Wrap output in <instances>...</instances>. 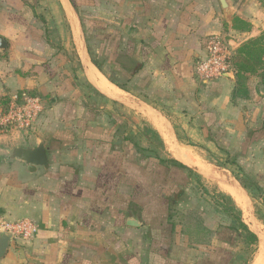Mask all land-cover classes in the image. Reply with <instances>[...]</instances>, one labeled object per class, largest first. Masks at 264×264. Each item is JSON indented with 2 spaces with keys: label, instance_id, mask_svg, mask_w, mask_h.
I'll return each instance as SVG.
<instances>
[{
  "label": "crops",
  "instance_id": "crops-1",
  "mask_svg": "<svg viewBox=\"0 0 264 264\" xmlns=\"http://www.w3.org/2000/svg\"><path fill=\"white\" fill-rule=\"evenodd\" d=\"M95 1L83 6L95 9L102 24H112L107 49L115 56L113 66L121 65L117 59L123 55L128 56L127 68L139 67L129 92L109 82L91 63L84 26L71 0H0V38L7 45L0 51V98L38 92L44 105L31 134H22L28 143L8 147L35 145L40 139L48 157L46 171L27 174L21 163L5 161L8 147H3L0 220H30L38 231L30 241L11 239L0 264H229L231 253H218L231 249L228 242L205 220L210 212L227 217L211 200L225 197L223 193L205 198L206 208L198 204L186 211L167 199L162 186L147 197L138 194L139 184H148L151 177L137 176L140 154L121 139L122 123L129 122L125 137L137 146V136L147 141L145 150L138 146L148 156L138 158L142 165L150 154L157 163L155 154L172 158L161 149H167L168 136L182 160L177 162L191 172L197 167L184 161L179 151L192 149L189 145L199 140L213 144L207 134L214 126L225 135L226 153L240 152L241 158L231 161L255 178L257 188L264 186V94L255 91L259 78L248 81L249 99H241L233 97L234 74L203 84L195 81L192 71L209 36H227L235 51L258 38L264 32L262 5L230 0L226 14L220 0ZM100 33L108 39L105 25ZM89 66L121 95L99 90L88 77ZM80 72L93 92L85 95L76 89ZM137 88L150 95L142 105L158 118V127L151 131L137 123L133 102L120 101L124 95L135 96ZM169 203L180 213L196 212L212 233L210 242L190 243L180 226H168ZM128 219L139 226L127 225Z\"/></svg>",
  "mask_w": 264,
  "mask_h": 264
},
{
  "label": "rangeland",
  "instance_id": "rangeland-1",
  "mask_svg": "<svg viewBox=\"0 0 264 264\" xmlns=\"http://www.w3.org/2000/svg\"><path fill=\"white\" fill-rule=\"evenodd\" d=\"M251 1L259 2L262 5V10H264V0H248V2ZM91 2L95 3L96 1L71 0L72 6L77 10L81 22L84 26V36L86 40L85 46L87 50L91 52L93 58L103 66L104 72L106 74H108L111 78L113 77L114 79H117L118 82L124 83L126 81V78L129 76V73H126V70L124 71V69H122L121 67H129L128 56L121 55L120 60L119 58L117 59V62L121 63V65L113 66V60L115 59V56L113 55L111 48L107 49V46L109 44L111 45L112 43V24H102V22L96 17L97 13L95 9L86 10V7L83 5L86 3L91 4ZM103 25L106 26V33H108L106 35L108 39L104 40L102 39L103 34L100 33V30L102 29ZM242 77H244V84L242 89L241 86H239V98L249 99L247 84L249 80H252V77L259 78V82L255 83V85L257 84L255 86L256 94L259 96L264 94L261 93V91L259 90L260 87H264L263 70L258 69L256 72L244 74L242 75ZM77 81L78 86H76V89L79 90L81 93H84L86 95V93H88L89 91L93 92L92 86L88 84L86 77L82 76V72H80V76ZM195 81L198 82L196 79ZM79 82L82 83V87L79 86ZM98 89L101 90L99 87ZM17 96L19 98L17 97L16 100H14V97H11L10 99L8 97L0 98V159H2V155H4V146L7 145L8 147L10 143H28L26 137H23L22 134L23 132L31 134L30 132H32L33 128L37 125L38 122L37 118L34 121L33 127L27 129H21V127L18 128L16 126L9 127L10 125L6 127V123L4 124L3 122H1L2 119L8 114L9 109L12 105L23 104L22 99L24 97L39 98L38 92H36V94L25 92V94L21 93ZM149 97L150 95H147L143 89L138 88L135 96L132 97L130 95H124L121 97L120 101L125 103L133 102L134 104L131 105V107L134 109V111H136L137 123L141 125V127L151 131L152 127L157 126L156 121L158 120V118H156L155 115L149 109L142 105V103H147V99H150ZM97 100L100 101V98H98ZM101 102L102 101L98 103ZM158 109L154 108V110L160 112ZM125 111H129L128 108H125ZM161 111L166 112V109H162ZM121 115H123V113ZM159 121L162 123L161 120ZM175 124L177 126V123ZM196 124H198V122H196ZM139 125L137 127H139ZM129 126V122L126 124L122 123L121 139L125 138V129ZM164 127L168 129L167 125H164ZM208 129L211 132V136L215 140L216 144L214 142H212L213 144H208L203 140H199L198 143H193V145H189L192 149L179 151L180 153H186L188 156L191 157L192 162L190 163H194V166L197 167L196 170L199 174L196 172H190V170L188 171L184 169H179L177 167H162L157 163L156 160H154L153 154H150L149 158L151 159H149L146 164L142 165L138 161V158L140 157L137 156V176L151 177V180L148 184H139L137 193H140L141 195L144 194V196L147 197V193L151 191H156L157 188H160L162 186L161 191L163 190L164 193H167V197H169L167 199L176 200V206L180 209H183L184 211L192 208L197 209L198 204L206 208L207 204L205 205V203H207V200L205 202V198L208 199L218 193H223L225 197H228L229 204L233 205L234 208L237 207L240 210V217L242 221L249 227V229L256 233V227H258V231H261L262 235H264V186L261 184L258 188L253 187L252 183H255V178L250 179L248 176L244 175V170L242 171V169H240V171H238L237 167L235 166L236 164L234 165L230 163L231 160H235L236 156L237 160L241 158L240 152L230 151L229 153L227 152L228 157L224 156L220 152L218 147L227 146L225 144L226 142L224 139L225 135L223 133L222 135H220L219 131L214 126H211ZM165 139L168 142V145L166 147L167 149H164V146H161V149H163V151L167 153L168 157L174 158L176 162L182 161L179 155L174 151V147L171 144V140L169 139V137L167 136V138ZM31 142H33V140ZM136 142L138 143V146L141 149H144L143 147H145L147 143L145 137L140 136H137ZM162 155V153L159 154V156ZM238 179H240V181H238ZM140 181L143 182L142 180ZM251 181L253 182L251 183ZM227 184H229L230 187L236 188V190L239 191L241 199L239 206L238 204H235L230 195H228L224 191V188L225 186H227ZM148 186L150 187L149 189ZM204 211L205 210H202V213ZM205 220L209 227L217 229V237H221L222 240L227 241L228 245L230 246L229 248H231L227 251L223 249L218 253L221 255H226V253L230 252L231 262H229V264H244V261L248 260L249 257L252 255L251 247L247 249L243 245L240 238L237 237V234L234 233V230L232 229V220L225 216L213 214L211 212L208 214ZM255 224L258 225L256 226ZM253 225L255 227H253ZM258 253L259 246L252 255L254 261L256 260ZM262 261L264 260L262 259Z\"/></svg>",
  "mask_w": 264,
  "mask_h": 264
},
{
  "label": "trees",
  "instance_id": "trees-1",
  "mask_svg": "<svg viewBox=\"0 0 264 264\" xmlns=\"http://www.w3.org/2000/svg\"><path fill=\"white\" fill-rule=\"evenodd\" d=\"M91 63L96 67V69L103 74L106 79L116 85L119 89L129 92V86L130 79L132 76L137 74L139 71V67L137 65H134L132 68L124 69L126 70V73H129V76L126 78V81L122 84L118 81H115L112 79L109 75L103 73L100 64L98 61H96L91 53L88 51ZM264 33H262L258 38L249 40L242 45L238 47V49L235 51V55L232 59V64L234 67V76H235V88L233 91V97H240L239 94V86H241V89L244 84V77L242 75L244 74H250L256 72L258 69L263 70L264 72ZM122 68V67H121ZM123 69V68H122ZM138 89V88H137ZM244 89V88H243ZM245 90V89H244ZM207 138L215 143V140L212 138L211 134H207ZM124 140L128 141L135 151L140 154V157L148 158L146 155V151H141L137 144L131 140L130 138H124ZM216 144V143H215ZM218 149L220 152L228 157L226 154V151L224 147L219 146ZM150 152V151H147ZM151 152L156 153L154 150ZM155 158L158 159V164L165 168H171V167H177L179 169L184 170H190L185 165L176 162L172 158L168 159H160L157 154H155ZM231 164H234V161L230 162ZM240 171V168L235 165ZM191 172V171H190ZM240 181V179H238ZM253 181H251L252 183ZM253 187H256L255 183H252ZM245 188V187H244ZM257 188V187H256ZM214 208L230 219H232L234 223V233L237 234V237L240 238L243 245L248 249L251 247L252 255L255 252V250L258 247L259 239L257 235L249 229V227L242 221L240 217V210H238L236 207L234 208L233 205H230L227 198L223 197L221 195H216L211 198ZM166 223L168 226H171L172 228L175 225L180 226L181 228V234L186 236L190 243L195 244H208L210 242L212 233L203 226L202 221L200 217L196 214V212H190L189 214H183L178 212L172 205V203L168 204L167 207V214H166ZM250 256L248 260L244 261V264H251L253 260V256Z\"/></svg>",
  "mask_w": 264,
  "mask_h": 264
},
{
  "label": "built area",
  "instance_id": "built-area-1",
  "mask_svg": "<svg viewBox=\"0 0 264 264\" xmlns=\"http://www.w3.org/2000/svg\"><path fill=\"white\" fill-rule=\"evenodd\" d=\"M235 50L227 36L216 34L208 37L205 52L193 65L194 78L203 84L224 77L225 74H234L232 59ZM17 97H14L16 100ZM21 105H12L8 114L1 122L6 127L32 128L34 121L42 114L44 105L39 98H23ZM8 124V125H7ZM38 227L30 220L18 222H4L0 220V233L9 234L11 239L30 241L34 238Z\"/></svg>",
  "mask_w": 264,
  "mask_h": 264
},
{
  "label": "water",
  "instance_id": "water-1",
  "mask_svg": "<svg viewBox=\"0 0 264 264\" xmlns=\"http://www.w3.org/2000/svg\"><path fill=\"white\" fill-rule=\"evenodd\" d=\"M223 11L229 14L230 0H220ZM7 45L4 40L0 38V51L4 53ZM229 77V74H225ZM264 93V87L260 89ZM7 162H19L24 166V172L27 174H35L38 170L46 171L48 169L47 149L42 140H38L35 145L26 146H10L6 149L4 156ZM194 172L198 173L196 169L191 168ZM126 224L132 227H138L139 223L135 219H128ZM11 243V236L9 234H0V258H2Z\"/></svg>",
  "mask_w": 264,
  "mask_h": 264
},
{
  "label": "bare ground",
  "instance_id": "bare-ground-1",
  "mask_svg": "<svg viewBox=\"0 0 264 264\" xmlns=\"http://www.w3.org/2000/svg\"><path fill=\"white\" fill-rule=\"evenodd\" d=\"M88 77L89 79L97 86L99 87L101 90H103L104 92L110 94V95H114V96H120L121 92L114 87L113 85H111L99 72H97L95 70V68H93L92 66H89L88 71H87ZM181 158L184 161H188V162H192L190 156H188L187 154L183 153L182 155H180ZM222 189V188H221ZM224 191L230 195V197L233 199V201L238 204V206L240 205L241 199H240V193L239 191L236 190V188L230 187V186H225ZM256 225V224H255ZM258 225V224H257ZM256 225V226H257ZM260 226V225H259ZM253 227H255L253 225ZM256 233L261 237L260 239V243H259V253L258 256L256 258V260L253 262V264H264V261H262V259L264 260V235H262L261 231H258V227H256ZM261 228V227H259ZM254 229V228H253ZM262 230V229H261Z\"/></svg>",
  "mask_w": 264,
  "mask_h": 264
}]
</instances>
